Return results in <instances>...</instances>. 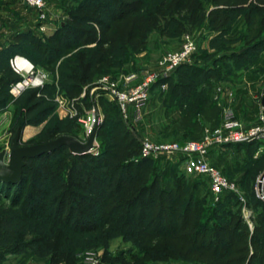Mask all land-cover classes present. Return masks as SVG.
Here are the masks:
<instances>
[{
	"label": "trees",
	"instance_id": "trees-1",
	"mask_svg": "<svg viewBox=\"0 0 264 264\" xmlns=\"http://www.w3.org/2000/svg\"><path fill=\"white\" fill-rule=\"evenodd\" d=\"M63 9L66 19L59 22L51 36L41 39L26 33L18 43L0 52V109L10 98L9 84L18 78L9 66V58L14 54H21L52 73L56 83H47L41 94L52 97L58 89L73 97L99 75L110 70L117 74L115 69L141 52L149 38L152 43H158L194 30L211 32L208 48L198 53V47L194 55L203 63L182 64L169 77L158 79L150 87L151 90L155 84L165 83L173 99H188L183 108L188 119L185 124L198 125L194 115L205 112L212 92L220 83L237 82L243 70H251L256 79L260 78L264 0H65ZM176 72L182 79H172ZM36 93L37 89L25 90L14 105L11 129L14 133L19 131L20 137L26 125L44 122L38 138L24 145L46 142L61 134L74 135L75 131H69L68 127L76 128L77 122L58 119L53 114L56 104ZM98 98L104 117L97 130V155L72 154L66 146H61L49 153L24 158L19 182L0 180V195L10 197V207L18 208L24 216L0 217V264H15L9 256L19 252L45 256L48 264L62 261L82 264L79 253L87 249L74 251L78 246L106 245L116 233L131 239L137 247L144 246L141 257L135 252L128 253L127 262L132 264H146V261L192 264L186 260L241 264L251 244L261 249L260 252L253 249L247 264H264V203L255 196L253 184L246 206L252 211V203L260 205L263 214L252 216V229L242 216L241 202L231 192H224L218 201H213L221 210L220 217L229 215L230 219L223 218L224 224L219 225L214 222L209 225L211 217L198 221L203 200L196 192V181L186 191L174 169L168 171L166 179V172L160 171L152 157H139L141 138L122 117L117 103L105 96ZM218 111L221 114L219 106ZM219 122L220 117L211 127ZM182 135L178 141L193 139L189 131ZM256 142L213 146L208 159L216 149L229 146L246 148L249 154L247 147ZM253 168L243 170L244 181L247 182ZM203 179L208 181L205 176ZM207 191V198L213 200L209 186ZM84 202L96 206L97 213L92 214ZM231 206L238 208L239 218L234 222H231L234 215ZM18 220L27 222L25 229L16 227ZM33 221L37 223L30 227ZM25 236L29 238L23 239ZM151 238H177L182 243L176 249L172 245L154 248L149 244ZM80 239L82 243L77 245Z\"/></svg>",
	"mask_w": 264,
	"mask_h": 264
},
{
	"label": "rangeland",
	"instance_id": "rangeland-1",
	"mask_svg": "<svg viewBox=\"0 0 264 264\" xmlns=\"http://www.w3.org/2000/svg\"><path fill=\"white\" fill-rule=\"evenodd\" d=\"M66 19L65 14L62 12V16L59 17V19L56 21V25L58 26L59 21H62ZM190 34L193 36L197 42L198 47L200 50L198 53L204 48L205 44V37L206 31L205 30H194V31H188L184 32L183 34ZM182 34V35H183ZM181 35V36H182ZM181 36L177 39L169 40V39H162L158 43H152L151 39L149 38L146 46L143 48V50L131 59H127L126 63H124L119 69H115L114 73H119V72H126V71H134V70H140L141 68L145 69H152L155 67L156 63V57L163 53L166 50L169 49H174L177 48L181 42ZM199 63H203L202 60H197L195 56L192 58L190 63H187L188 65H195ZM40 67V66H39ZM260 69L258 70L260 73V78L256 79L253 78L254 76L252 73H248L246 75L245 80L247 81H253L252 84L250 85V88L247 90V92L243 93H237V101L238 98H243V102H245V106L248 107L247 109H244V111L240 108V112L243 114L242 119L246 120V124L253 123L256 121L257 118V108L254 110L253 107L251 106V101L253 95L257 93L255 96V100L258 99V84L259 86L264 82V51L262 52V56L260 59ZM49 71V70H47ZM113 71L110 70L109 72L103 73L102 75H99L96 77L92 82L83 85V87L80 90V93L77 94L76 96L69 97L64 95L63 93H60L59 91L56 90L54 95L52 97H48L49 100H52L56 106L54 109V115L60 120L63 121H75L77 122V127L74 129L72 127H68L69 131L71 132L75 131V137H77L81 141L86 140V135L84 132L83 128V120L85 118V111L84 109H89L92 105L94 93L90 91L91 87L95 84L98 78H100L103 75H113ZM51 74V73H50ZM115 75V74H114ZM174 80H179L182 79L181 75L179 73H174L173 78ZM244 80V79H243ZM162 85V84H161ZM159 84H155L152 89L149 92V98L147 100L146 106L144 107L142 111V118L138 122H134L130 126L136 131L138 138H141L142 136H148L152 140L157 141V142H167V141H178L180 140L179 138L183 137V132L184 131H189L191 133L190 137L193 138L194 140L200 139L203 135V131L206 127H211L214 124H216L219 121L220 113L218 111V106L220 107L221 111V102L224 99H227L228 96H226V93H221L220 91L217 90V88L220 86H224L223 83L219 84L215 88V90L211 94V100L210 102L207 103V107L205 108V112L196 113L194 115V121L198 124L197 126L192 125L189 126L188 124H185V121L187 119V116H184L183 114V108L186 107L188 104V99L183 101L178 98L173 99L169 95V88L168 85H165V87H162ZM226 87V88H225ZM224 89L225 92L227 89H229L228 86L225 85ZM44 88V87H43ZM41 88V89H43ZM30 89H37V88H30ZM40 89H37V91ZM233 90V89H232ZM42 91H40V95L45 96L43 93L41 94ZM62 94V96L68 100V105L72 109L69 110L65 108L64 110H57V102L55 100V97L58 95L57 94ZM237 90L234 88L233 90V101L235 99V93ZM23 93V92H22ZM247 95H243L246 94ZM21 95V94H20ZM19 95V96H20ZM38 95V96H40ZM18 96V97H19ZM18 97L16 99H18ZM46 97V96H45ZM46 97V98H47ZM191 97V96H190ZM16 99H14L12 102L10 98L8 99L7 104L11 102V114L9 117V120L7 121V127L10 130V135L8 139V143H10L11 137L14 135L13 129H11V124H12V118H13V112H14V105L17 102ZM223 99V100H222ZM99 98L96 99L98 106L101 111V106L98 102ZM77 102V103H76ZM253 102V101H252ZM73 103V104H72ZM180 103H183L182 106L178 107ZM185 103V105H184ZM173 106V107H172ZM172 107V108H170ZM249 109V110H248ZM253 109V110H252ZM101 122L103 120V113L101 111ZM188 120V119H187ZM51 121V120H50ZM53 122V120L51 121ZM44 122L42 123L43 126ZM40 131V130H39ZM38 131V132H39ZM37 132V133H38ZM72 135V136H74ZM37 134L30 136L29 138H22V134L19 140L20 144H24L25 142H29L30 140L36 139ZM176 139V140H175ZM257 141L256 144L254 145H249L251 147H247L250 149V152L248 154V151L245 149H242L241 147H221L219 149H216L215 152H212L209 161L214 163L219 169L224 170L229 176L230 179L236 180L240 183L239 188L244 194V197L246 199H249L250 196V191L251 187L253 184V178L255 175H257L263 168H264V141L263 140H253ZM95 145L93 149H91L88 153H91L93 155L98 154V149H99V143L97 140V132H96V137H95ZM96 148V149H94ZM212 148V147H211ZM255 149V150H254ZM5 150L2 147H0V151ZM7 152V150H6ZM252 153V154H251ZM254 153V154H253ZM255 153H258L255 155ZM253 155V156H252ZM134 156V155H133ZM153 159L156 161V164L160 167V171L162 170L163 173L166 172L164 175L166 179H168L169 175L167 174L168 171H175V174L178 176L179 181L182 182L183 187L188 191L189 189H192V183L196 181V192L200 196V198L203 200V203H200L199 206V211L197 213V219L198 221L204 219L207 217L209 219L211 217V220L209 221V225H213L214 223L219 224H224V219L226 217H220L221 215V210L214 205L213 200H211L209 197L207 198V189H208V181H206L204 176L200 175H195L191 171H189L188 166H186V162L184 159V155L182 153L178 152H170V153H165V154H160L157 157H153ZM5 160L7 161V157L5 155ZM249 164L251 161L255 162V164ZM254 167L252 172L250 173V177L247 178V182L243 180V170L248 167ZM200 176V177H199ZM35 177V176H34ZM38 178V175H37ZM194 189V188H193ZM26 190H24L21 193V199H23L26 195ZM70 198V196H68ZM250 200V199H249ZM31 201L26 202L27 206H30ZM252 203V202H251ZM11 198H6L2 197L0 195V217H24L18 208H11ZM84 205L90 209L92 214L97 213L96 206L90 205V203L87 204V202H84ZM253 210L251 211V216H255L257 213L258 215H262L263 211L261 210V206L252 203ZM202 210V211H201ZM202 214V217H199V214ZM228 214V213H227ZM231 214L233 215L232 221H236L237 218H239L238 214V208L235 206H231ZM230 214V215H231ZM41 217V216H40ZM94 218V217H92ZM86 219H89L86 217ZM230 219V218H228ZM38 221V220H35ZM31 222V226H35L37 222ZM182 221V220H180ZM16 227H22L23 229L26 228L27 222L23 220H18L16 222ZM230 227V225H228ZM17 229V228H16ZM94 235V234H93ZM134 236V235H133ZM29 236H25L23 239H27ZM196 239V238H195ZM84 238L82 239V241ZM149 244L152 246H155L154 248H163L165 247H170L172 245V248L176 249L181 247V241L178 240L177 238L173 239H155L151 238L149 239ZM159 240V242H157ZM81 239L79 241H76V244L79 245L82 243ZM84 240L83 242H85ZM196 243H198L197 240H195ZM159 243V245L157 244ZM144 248V246H142ZM143 248L137 247L133 241L129 238H124L122 235H113L109 239L106 245L101 244V245H96V246H90V247H84L83 244L81 246H78L74 251L78 249H87L84 252H81L85 254L86 252L90 251H96L100 254V264H126L128 263L127 260L129 259V254L135 252L137 255L140 257L144 254ZM254 245L251 244L249 245V251L248 255H245V260L241 261V264H247V261L249 260L250 256L253 253ZM261 247L257 245V252H260ZM129 253V254H128ZM80 254V253H79ZM236 255V254H234ZM232 254V256H234ZM241 255V254H240ZM119 256V257H118ZM10 258H13L15 261V264H48V262L45 261V256L36 257L33 254L31 255H26V253H15L14 256H9ZM82 258L81 256H79ZM164 261L160 260L159 262ZM181 261V263H184L182 260H177ZM176 261V262H177ZM152 261H146V264H152ZM186 263H192V264H202L199 262L193 261H187ZM54 264H68L65 262H58ZM128 264H132V262H129Z\"/></svg>",
	"mask_w": 264,
	"mask_h": 264
},
{
	"label": "built area",
	"instance_id": "built-area-1",
	"mask_svg": "<svg viewBox=\"0 0 264 264\" xmlns=\"http://www.w3.org/2000/svg\"><path fill=\"white\" fill-rule=\"evenodd\" d=\"M20 1L36 11L37 19L41 22L39 29L44 30L42 22L48 19V1ZM197 51L198 45L195 38L185 33L181 36V42L177 48L166 50L156 57L154 68H141L140 70L119 72L115 75H103L98 78L90 89L94 93L92 105L89 109H84L83 128L86 138L94 125L101 122L102 114L96 101L99 96H105L108 100L115 101L122 117L132 125L142 118V111L149 98L151 85L160 78L169 77L180 65L190 63ZM9 66L18 76L8 87L11 102L25 90L30 88L41 89L51 81L50 72L19 54L9 58ZM165 85L163 83L161 86L165 87ZM217 90L226 93L228 96L227 99L220 101L221 114L217 126L206 127L202 137L197 140L157 142L148 136H142L139 157L153 158L170 152L182 153L189 171L207 178L213 201H218L224 192H231L237 196L242 205V216L249 228L252 229L251 210L246 206V198L240 190L239 184L210 163L208 151L213 146L223 144L251 142L253 140L264 141V108L261 106L260 97L258 99L260 108L256 121L246 124L233 109V90L227 89L225 92L224 86H219ZM55 100L57 110L72 109L68 105L69 101L62 94H58ZM11 102L0 109V147L5 151L7 150L6 157L9 151L10 130L7 127V121L11 114ZM94 146L96 147L95 140ZM253 191L255 196L264 203V168L254 179ZM79 256L82 257V264H100V254L96 251L80 253Z\"/></svg>",
	"mask_w": 264,
	"mask_h": 264
},
{
	"label": "crops",
	"instance_id": "crops-1",
	"mask_svg": "<svg viewBox=\"0 0 264 264\" xmlns=\"http://www.w3.org/2000/svg\"><path fill=\"white\" fill-rule=\"evenodd\" d=\"M48 1V19L43 21L44 30L39 29L40 21L37 19L36 11L27 5H25L20 0H0V52L10 46L12 43H18L22 38H24V34L33 33L37 37L41 39H45L46 37L51 36L57 28L56 21L59 17L62 16V12L64 13L63 5L65 0H47ZM67 4V3H66ZM60 22V21H59ZM207 37H205L204 48H208V39L211 36V32H206ZM15 55V54H14ZM21 55V54H19ZM23 56V55H21ZM41 67V66H40ZM43 68V67H42ZM46 70V69H45ZM248 73H252L251 70H243L239 72V80L237 82L229 83L228 85L223 83L229 87V89L234 88L237 90L235 93V99L232 102L233 109L236 115L242 119L243 114L240 112V108L244 111L247 109L248 105L245 106V102H243V98H238L237 101V93L247 92L250 88V85L253 81L245 80L246 75ZM253 75V74H252ZM55 77L57 78V72L55 71ZM255 78V77H253ZM244 79V80H243ZM56 83V80H53V75L51 73V81L49 83ZM254 84V82H253ZM258 88V99L262 96L264 90V82ZM226 88V87H225ZM40 90L37 91V95H40ZM58 91V89H57ZM58 94V92H57ZM243 95H247L243 94ZM257 95V93H256ZM255 94L252 97L251 106L255 110L259 111L260 105L258 103V99L255 100ZM252 109V110H253ZM249 110V109H248ZM243 120V119H242ZM245 123L246 120H243ZM42 123L38 125H26L21 134L22 138H29L37 134V132L41 129ZM258 153H255L257 155Z\"/></svg>",
	"mask_w": 264,
	"mask_h": 264
},
{
	"label": "water",
	"instance_id": "water-1",
	"mask_svg": "<svg viewBox=\"0 0 264 264\" xmlns=\"http://www.w3.org/2000/svg\"><path fill=\"white\" fill-rule=\"evenodd\" d=\"M261 106L264 108V90L261 96ZM101 122H97L85 141L77 137L61 134L55 138L35 144H20V133L16 131L11 137L7 161H5L6 151H0V180L3 182L17 183L20 181L22 167L25 164L24 158H32L44 153H49L61 146H66L72 154H86L94 147L96 132Z\"/></svg>",
	"mask_w": 264,
	"mask_h": 264
}]
</instances>
